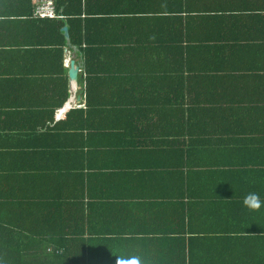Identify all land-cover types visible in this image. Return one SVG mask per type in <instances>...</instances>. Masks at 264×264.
<instances>
[{"label":"crops","instance_id":"0c3cea01","mask_svg":"<svg viewBox=\"0 0 264 264\" xmlns=\"http://www.w3.org/2000/svg\"><path fill=\"white\" fill-rule=\"evenodd\" d=\"M262 68L264 0H0V168L26 160L20 175L93 203L120 262L141 244L166 264H264V206L240 197L264 189L243 165L264 163ZM133 82L161 129L146 155L96 128L137 119L114 104Z\"/></svg>","mask_w":264,"mask_h":264},{"label":"trees","instance_id":"16d2710c","mask_svg":"<svg viewBox=\"0 0 264 264\" xmlns=\"http://www.w3.org/2000/svg\"><path fill=\"white\" fill-rule=\"evenodd\" d=\"M222 82L224 87L226 80L222 79ZM145 87V83L141 85L133 82L125 96L120 98V102L114 101L115 105L119 104L123 108H135L137 119L129 120L128 110H123L122 118L117 123L112 121L108 127H96L102 136L107 139L112 137L111 140L119 143L123 148L121 151L132 150L137 155L149 154L151 149L148 147L152 148V145L144 144L140 140L161 134V129L148 128L140 123L146 117V98L137 95ZM113 116L112 113L111 118ZM249 164L264 168L261 161L243 163L244 166ZM29 169L30 164L26 160L23 168H0V172L4 174L0 179V187L12 186L10 190L4 189V193H0V264H166L163 263L164 257L163 262L159 258L156 260L151 248L146 246L144 250L141 244L130 245L132 254L124 257V262H120L118 256L123 251L119 250L117 244L114 246V242L106 241L111 243L108 245L99 239L100 229L91 224L94 204L84 198L70 199L62 191H55L56 188L63 187L60 182H54L56 177L41 179L19 174H25ZM248 173L253 176L251 168ZM262 191L263 193L247 191L245 195L240 194V197L254 193L264 201V189ZM112 230L110 229L111 232ZM176 263L173 261L168 264Z\"/></svg>","mask_w":264,"mask_h":264},{"label":"clouds","instance_id":"9594fccd","mask_svg":"<svg viewBox=\"0 0 264 264\" xmlns=\"http://www.w3.org/2000/svg\"><path fill=\"white\" fill-rule=\"evenodd\" d=\"M244 204L248 206L250 209L258 210L262 206H264V201H261L256 194L251 193L245 197Z\"/></svg>","mask_w":264,"mask_h":264},{"label":"water","instance_id":"95a60500","mask_svg":"<svg viewBox=\"0 0 264 264\" xmlns=\"http://www.w3.org/2000/svg\"><path fill=\"white\" fill-rule=\"evenodd\" d=\"M78 71H79V69L77 67H75L74 65L71 66L70 75H71L72 79L76 80V76H77Z\"/></svg>","mask_w":264,"mask_h":264}]
</instances>
